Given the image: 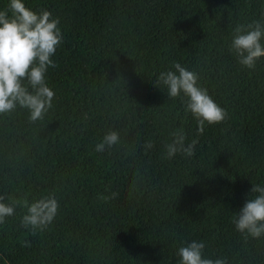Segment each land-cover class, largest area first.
<instances>
[{
	"label": "trees",
	"instance_id": "trees-1",
	"mask_svg": "<svg viewBox=\"0 0 264 264\" xmlns=\"http://www.w3.org/2000/svg\"><path fill=\"white\" fill-rule=\"evenodd\" d=\"M25 4L58 18L63 39L44 118L19 106L0 114V194L19 202L0 224V264H179L192 241L205 258L264 264V236L235 223L264 186V57L249 69L231 49L238 25L264 24V0ZM175 63L198 74L224 121L200 133L188 98L168 96L159 76ZM111 131L120 142L97 152ZM177 131L185 147L197 141L194 155L168 158ZM49 195L57 215L33 231L24 201Z\"/></svg>",
	"mask_w": 264,
	"mask_h": 264
},
{
	"label": "clouds",
	"instance_id": "clouds-1",
	"mask_svg": "<svg viewBox=\"0 0 264 264\" xmlns=\"http://www.w3.org/2000/svg\"><path fill=\"white\" fill-rule=\"evenodd\" d=\"M10 13V14H9ZM60 21L53 18L48 10L36 12L25 4V0H10L7 10H0V114L11 113L17 106L29 110V120H42L53 106L54 90L46 83L48 68L56 67L52 57L62 43ZM264 24L254 22L247 26L238 25L232 39L231 49L239 63L249 69L256 66L257 60L264 57ZM175 71L161 72L159 81L167 86L168 96L175 98L183 93L186 96V109L198 120V131L203 133L205 122L217 124L227 118V111L199 85V76L193 71L174 64ZM172 143L167 145V156L172 158L177 152L194 155L196 140L187 147L185 134L173 133ZM120 142L118 131H111L96 144L97 152H103ZM147 147H152L151 142ZM252 196L239 210L235 220L237 230L252 238L264 236V186L253 185ZM6 197L0 194V224L6 217L14 215L16 204L5 203ZM27 214L22 218L25 226L43 230L57 215L59 203L54 195L37 199L29 204L24 201ZM204 242L192 241L179 249V264H227L225 258H205Z\"/></svg>",
	"mask_w": 264,
	"mask_h": 264
}]
</instances>
